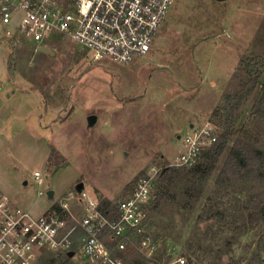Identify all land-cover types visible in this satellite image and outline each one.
I'll use <instances>...</instances> for the list:
<instances>
[{
  "label": "rangeland",
  "instance_id": "374dc122",
  "mask_svg": "<svg viewBox=\"0 0 264 264\" xmlns=\"http://www.w3.org/2000/svg\"><path fill=\"white\" fill-rule=\"evenodd\" d=\"M168 13L152 50L125 65L94 61L88 49L59 37L50 43L54 55L35 51L29 41L6 38L0 24V194L36 218L52 204L68 202L72 209L80 183L118 204L141 179L165 166L182 169L172 165L186 150L179 137L192 124H213L219 135L230 124V147L199 202L151 203L147 231L157 252L128 246L125 258L168 264L174 254L218 264L224 253V264H264V251L257 250L263 218H249L246 230L240 220L228 227L211 219L217 209L246 216L247 205L264 212V0H175ZM255 107L261 108L256 116ZM241 138L260 152L238 173L235 162L227 163ZM53 150L60 159L51 170ZM166 189L181 199L177 184ZM47 262L83 264L79 252L73 258L50 253Z\"/></svg>",
  "mask_w": 264,
  "mask_h": 264
},
{
  "label": "built area",
  "instance_id": "2783aa9c",
  "mask_svg": "<svg viewBox=\"0 0 264 264\" xmlns=\"http://www.w3.org/2000/svg\"><path fill=\"white\" fill-rule=\"evenodd\" d=\"M174 1L0 0V24L6 38L29 41L38 51L60 37L88 49L94 61L125 65L151 51ZM218 138L213 124L192 127L181 137L186 150L172 167H193ZM159 173L141 179L116 211L105 210L103 201L83 190L78 195L81 217L70 213L65 202L36 218L0 194V264H47L48 254L61 258L72 251L80 253L83 264H129L124 259L128 246L157 252L147 230ZM170 258L168 264H195L183 255Z\"/></svg>",
  "mask_w": 264,
  "mask_h": 264
},
{
  "label": "trees",
  "instance_id": "16d2710c",
  "mask_svg": "<svg viewBox=\"0 0 264 264\" xmlns=\"http://www.w3.org/2000/svg\"><path fill=\"white\" fill-rule=\"evenodd\" d=\"M247 70V67H246ZM264 90V89H263ZM264 93V92H263ZM261 106H264V94L260 100ZM226 109V106H222L217 108L213 116L215 118L222 117V112ZM261 108L255 107L254 110V116L259 115ZM234 134V128L229 124L226 128H224V131L219 135L218 141L211 146L210 148H206L202 151L197 163L191 167V168H182L181 170L167 167L165 166L158 175V184L156 187H154L155 192L153 190V199L152 204L154 205V208H159V206L162 203V200L168 199L172 204H181L183 206H189L190 203L196 204L199 202L200 198L202 197L205 189L207 188L208 182L211 178V176L216 171L221 159L223 158L224 154L230 147V142ZM260 151H257L255 147L246 145L243 141V139H238L234 145L230 149L229 159L227 166L230 165V163L235 162V167L237 168V172H241L243 169L247 168L248 161L252 163V161L257 158L256 153L258 154ZM60 159V155L56 150H53L50 158L48 159L47 168L51 169L55 166V162H57ZM227 172L224 170L223 173H221L219 177V183H222L224 180V177ZM139 180V177L137 178V181ZM135 181V182H137ZM177 184L179 188H181L180 198L178 201V195H174L167 191L166 186ZM164 184H166L164 186ZM130 188V186L128 187ZM102 207L105 210H111L116 211L117 204H114L112 201L105 200L102 202ZM251 205H247L245 207V211L248 212V214L236 216L226 215L225 212H221L219 209L215 211L214 216L211 217L218 220L220 223L226 224L228 227L236 224L238 220L242 221L243 226L245 227V230L248 228L247 223L249 221V218H254V215H256V222L260 221L262 218L264 219V212L260 216L259 211L256 210L255 213H253L254 209L251 208ZM56 209H60L59 205L55 206ZM263 209V208H262ZM259 214V215H258ZM152 214L149 212V222L151 220ZM253 221V220H252ZM232 247V244L228 245V248L230 249ZM258 254L260 251H264V243H260L258 246ZM223 256L220 255L218 258V264H224L223 263ZM125 261L128 263V259L124 257ZM261 263H264V257H260ZM146 264H155V263H146Z\"/></svg>",
  "mask_w": 264,
  "mask_h": 264
},
{
  "label": "crops",
  "instance_id": "0c3cea01",
  "mask_svg": "<svg viewBox=\"0 0 264 264\" xmlns=\"http://www.w3.org/2000/svg\"><path fill=\"white\" fill-rule=\"evenodd\" d=\"M216 1V0H215ZM225 1H227V0H225ZM175 2V1H174ZM216 2H218V1H216ZM169 14V13H168ZM168 14H167V16H168ZM167 16H166V18H167ZM166 18L164 19V21H163V23L166 21ZM163 23L161 24V26H160V28H159V30H158V32H157V34H156V36L158 35V33H159V31H160V29L162 28V26H163ZM60 38V37H59ZM50 43H55L53 40H51V41H49V42H47V44H46V46H44L45 48H51L50 47ZM154 44H155V42H154ZM154 44H153V46H154ZM153 46H152V48H153ZM43 48V47H42ZM152 50V49H151ZM35 51H37L36 50V46H35ZM40 51V50H39ZM146 56V55H145ZM95 116V115H94ZM97 117V116H96ZM97 121H98V118H97ZM195 125H191V128L192 127H194ZM179 139H181V137H179ZM84 185V184H83ZM77 187V186H76ZM84 190H86V188H85V185H84ZM87 191V190H86ZM88 192V191H87ZM90 194H92V193H90ZM78 195H79V193L77 192V190H76V188H75V192L74 193H72V200H73V206H72V209H69L70 210V213H72L74 216H76V217H81L82 215H83V213H84V209H83V206L80 204V202H79V200H78ZM92 195H94V196H97L96 194H92ZM55 199H56V197H55ZM56 205H54V204H52V206L50 207V209H52V208H54ZM58 206V205H57ZM60 206V205H59ZM49 209V210H50ZM46 213V212H45ZM77 245H75V247H76ZM77 248V247H76ZM74 252V251H73ZM75 253V252H74Z\"/></svg>",
  "mask_w": 264,
  "mask_h": 264
},
{
  "label": "water",
  "instance_id": "95a60500",
  "mask_svg": "<svg viewBox=\"0 0 264 264\" xmlns=\"http://www.w3.org/2000/svg\"><path fill=\"white\" fill-rule=\"evenodd\" d=\"M216 1L223 2L225 0H216ZM40 51L45 53V54L54 55V53L49 48L43 47V48L40 49ZM88 121H89V126L92 127V126H94L97 123V117L96 116H90L88 118ZM76 190H77L78 193H81L84 190L83 183H80L79 185H77ZM47 199L50 202L55 201V191H53V190L48 191L47 192ZM74 256H75V253L73 251L68 253V257L69 258H73Z\"/></svg>",
  "mask_w": 264,
  "mask_h": 264
}]
</instances>
